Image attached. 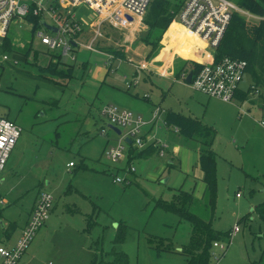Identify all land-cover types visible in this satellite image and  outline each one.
I'll return each mask as SVG.
<instances>
[{
    "label": "rangeland",
    "instance_id": "1",
    "mask_svg": "<svg viewBox=\"0 0 264 264\" xmlns=\"http://www.w3.org/2000/svg\"><path fill=\"white\" fill-rule=\"evenodd\" d=\"M75 12L84 28L96 18L84 4ZM252 15L246 17L248 21L264 19ZM173 21L177 23V17ZM47 22L53 23L49 17ZM172 22L160 38L157 56L171 49H167L165 34ZM10 30L13 45L20 50L8 49L3 42L0 45V116L14 121L22 132L0 178V221L5 223L4 227L0 224V245L10 248L16 243L35 202L48 193L53 198L48 219L27 247L22 264H90L93 244L98 246V260L102 249L116 246L126 254L127 264H186L178 250L188 243L192 226L160 203L185 207L189 196L184 192H189L204 204L209 202V191L203 192L204 187H196L191 179H184V185L177 187L181 172L162 170L175 145L169 131L177 133L163 118L165 112L179 110L196 115L216 132L211 147L217 154V198L214 213H207L213 215L214 228L227 235L221 240L225 250L212 249L216 258L212 255L210 264H264V223L252 210L264 202V110L258 108L260 96L250 91L248 99L252 101L243 103L211 96L213 102L208 105L193 95L182 76L167 81L138 69L151 50L145 42L150 27L144 17L128 29L106 28L104 37L97 41L99 50L113 49L121 57L107 53L113 55L109 59L104 53L82 48L77 49L76 60L62 56L61 61L73 67L72 78L64 85L40 77L39 67L49 63L53 52L41 43L32 25L13 21ZM91 34L88 29V38ZM153 34L158 33L151 37ZM182 36L188 55L200 58L193 53L197 47L213 52L206 43L205 47L200 42L188 47L184 33ZM128 39L134 44L125 52L131 42ZM174 57L183 59L180 54ZM105 62H111L110 72L103 81L95 79L96 69L109 67ZM176 81L183 87H176ZM130 82L133 84L128 88ZM250 86L246 74L239 87L248 92ZM107 105L131 111L147 122L141 131L147 140L157 142L149 157L130 161L129 145L117 163L106 159L105 149L120 141L101 114ZM156 106L165 112L155 121ZM69 162L76 166L70 168ZM130 165L135 168L134 175L127 173ZM115 178L123 182H114ZM164 178L170 179L163 183ZM197 208L193 212L197 213ZM234 227L238 232L233 233ZM118 234H122V241L116 243Z\"/></svg>",
    "mask_w": 264,
    "mask_h": 264
},
{
    "label": "built area",
    "instance_id": "2",
    "mask_svg": "<svg viewBox=\"0 0 264 264\" xmlns=\"http://www.w3.org/2000/svg\"><path fill=\"white\" fill-rule=\"evenodd\" d=\"M151 2L152 0H0V45L8 36L13 21L20 22L22 20L33 26V22L27 20V17L32 15L37 18L40 24L35 35L41 40V43L61 56L69 55L72 60H76L78 47L100 53L95 45L100 38L104 37L106 28L128 29L136 19H142L145 16ZM82 4L88 6L96 17L88 28H84V22L78 18L75 12V9ZM235 12L247 18L253 17L252 13L241 8L232 0H184L176 17L184 31L198 37L207 44L209 49L214 51L220 44ZM129 16L133 18L132 21L128 19ZM47 17L53 23L48 24ZM46 25L55 27L57 31L51 30ZM41 27L42 29H40ZM88 29L92 34L87 41H83L80 37L87 34ZM45 31L52 32L53 35ZM107 56L109 59H113L112 54H107ZM4 59L6 60L8 57L5 55ZM105 64L109 65L107 67L111 69V62ZM137 68L149 70L148 61L143 62ZM246 70L247 62L245 60L224 57L218 62L204 63L200 70L196 73L193 72L192 79L188 84L196 91L224 101H231L236 99L239 85L247 74ZM188 73H183L184 80ZM132 84L133 82L127 84L128 88ZM164 112L161 107L156 106L153 110L155 121L162 117ZM101 114L110 124L121 130V133L118 134L119 144L108 147L104 151L106 159L111 163H117L122 159L126 146L130 145L138 151H142L148 143L154 147L157 145L156 141L147 140L146 134L141 131L147 122L140 116H135L131 111H120L116 106L107 105L103 107ZM163 121L167 126L165 117ZM262 124L264 125V121ZM21 132V128L14 121L0 116V178ZM127 138L132 141L130 144L127 142ZM163 154L164 152L161 151L160 155ZM74 165V162L69 163V166L73 167ZM134 172L135 168L130 165L127 173L134 174ZM114 182L121 183L123 181L121 178H115ZM52 202L53 198L48 193H42L39 196L16 243L10 248L0 245V264H21L30 242L46 223ZM238 230V227H234L233 233ZM214 248L225 250L220 241L214 242ZM212 255L216 258L215 252H212Z\"/></svg>",
    "mask_w": 264,
    "mask_h": 264
},
{
    "label": "trees",
    "instance_id": "3",
    "mask_svg": "<svg viewBox=\"0 0 264 264\" xmlns=\"http://www.w3.org/2000/svg\"><path fill=\"white\" fill-rule=\"evenodd\" d=\"M183 1L184 0H177L174 2L173 0H152L144 16L145 23L150 27L149 36L145 39V42L151 45V50L147 54L148 60L157 56L161 47L160 38L179 13ZM232 1L250 13L264 17V0ZM27 20L33 22L32 29L35 33L40 27L39 21L32 15L27 17ZM155 31H157L158 37L154 36V34L151 37L152 33ZM177 34L179 40L174 41ZM182 34L183 31L179 28L178 24L173 23L165 34V41L169 44L167 49L175 47L181 55L192 57L186 53ZM3 46H6L8 49L13 47L15 50H20L18 47L12 45L8 36L4 38ZM30 49L31 47L29 46L26 51L28 52ZM107 51L111 52L114 56H120L116 54L113 49ZM224 57L242 59L247 62L246 73L250 77L251 86L248 92L243 93L238 97L241 100H244L250 91H254V93H257L260 96L262 103H264V19L258 22H251L240 13H233L220 44L214 50L215 62L220 61ZM197 59L202 60L201 58ZM61 60L62 56L57 52H53V56L49 63L46 66L39 67L40 77L54 82L55 84H66V82L72 78L73 67ZM189 63H193L194 67L192 68V71L194 73L202 68L201 64L192 61H185L183 59L182 61L181 59H176L175 68L177 76L189 72L187 69ZM238 92L239 90L237 91V94ZM165 122L168 126L176 127L180 133L188 139H202V145L205 148L200 156V166L204 172V180L208 187L209 202L198 204L193 197L188 195L189 197H187L185 207H175L172 202H162L160 203V206L175 212L180 220H186L190 222L192 226V232L188 243L178 250L185 256L186 264H210L214 242H221L222 238L227 235V233H222L214 228L212 220L213 215L209 216L207 213H214L217 198V155L211 147L216 132L212 127L206 125L201 120L177 112L166 113ZM152 148L153 147L150 146L142 151L131 148L129 160L131 161L133 158H136L142 152L152 151ZM197 205V213H195L193 212V209ZM254 211L257 212L264 223V202L257 205L254 208ZM91 224L92 222L88 219V225L90 227L92 226ZM15 225L16 224L14 223L11 225L12 229L15 228ZM8 234L9 233H7V235ZM121 241L122 234H118L115 242L118 243ZM91 250L93 251L94 256L90 264H127L126 254L119 251L116 246H112L111 249L107 251L102 249L101 260H98V256L96 255L98 246L93 244Z\"/></svg>",
    "mask_w": 264,
    "mask_h": 264
},
{
    "label": "crops",
    "instance_id": "4",
    "mask_svg": "<svg viewBox=\"0 0 264 264\" xmlns=\"http://www.w3.org/2000/svg\"><path fill=\"white\" fill-rule=\"evenodd\" d=\"M172 23H176V22L173 21ZM177 24H178L179 28H181V25L179 24L178 21H177ZM10 31H12V30H10ZM10 31H9V34H8V39H10V41H11V43L13 45L14 41H15V38L12 35H10V33H11ZM182 31H184V30H182ZM177 36H178V34H177ZM177 36L175 37L174 41L178 40ZM80 39H82L83 41H87L88 40V35L85 34V35L81 36ZM128 40H131V39H128ZM133 44H134V42H133V39H132L130 44L126 45V51L125 52H127L129 49H131L130 47ZM79 48H82V47H78L77 49H79ZM82 49L85 52H91V51H88V50H86L84 48H82ZM170 51H172V52H170ZM77 52H78V50H77ZM100 53H104L107 56V53H111V52H107V51L104 52V51L100 50ZM193 53L197 57H200L202 60H199V59L194 58V57H186L184 55H181L180 53H178V51L175 49V47H171V49L169 51L160 52V55H158L157 57L153 58L154 61L152 63H150L151 66H149V72L151 74H157L160 77H162L163 79H167V81H169L170 79L174 81L176 79V77H177V71H176V68H175L176 59L174 57L176 54H180L181 57H183V60H185V61H192V62L201 64V65H203L204 63H210L212 61H215L214 60V51L212 53H210L208 50L205 51L203 48L197 47L194 50ZM147 54H146V56H147ZM128 61H130V60H128ZM147 61L149 62L150 60L147 59ZM181 61H182V59H181ZM187 69H188V67H187ZM188 70H189V72L192 71V69H188ZM109 72H110V69L107 68V67H106L105 71L102 70V69L100 71H97V69H96L95 73H94V78L95 79H102V81H103L105 76ZM182 75H180V76H182ZM184 81L186 83H188L186 80H184ZM175 84H177L176 87H183V85L181 83H179L178 81H176ZM166 87H167V82L164 84V88H166ZM165 92L167 93V90ZM192 93L201 102H208V105H209V103L213 102V99L210 100V98H212L211 96H209V95H207V94H205V93H203L201 91H196V90L193 89ZM243 93H246V91L239 87V92H238V94H236L237 101H239L241 103H243L245 101H247V102L252 101V100L248 99V95L245 97L244 100H241L238 96H240ZM214 100H217V99H214ZM220 100H222V99H220ZM258 106H259L258 107L259 109L264 110V103H262V101H261V105H258ZM170 112L181 113V114H184L186 116H190V117H193V118L201 120L200 118H197L196 115H194V114L192 115V113L187 114L184 111H179V110H176V111L175 110H169V111L165 112V115H166V113H170ZM263 121H264V119H263ZM203 123H205V122H203ZM167 127L175 129V131L177 133H174L173 131H171V132L169 131V133H170L169 136L175 142V145H174V147H173V149H172V151H171V153H170V155H169V157L167 159L166 166L162 167V170L166 171L167 169H177V170H179L181 172L179 174L178 180H177V182L175 184L177 187H182L184 185V182H183L184 179H185V182H186V180L191 179L194 182L196 187H197V185H199L200 187L201 186L204 187L203 192L206 193V190L208 189V187H207V184H206V182L204 180V172H203V170L201 169V166H200V156H201V153L205 150V148L202 145V139H200V138L188 139L185 136H183L176 127L168 126V125H167ZM152 147H153L152 149L154 150L155 147L154 146H152ZM131 148H133V147H131ZM147 148L148 147H146L145 149H147ZM145 149H143V150H145ZM153 150L152 151L142 152L137 157L139 159L143 158V157H149L152 154ZM160 157L164 158V154L162 156L160 155ZM75 166L76 165H74L73 167H75ZM69 167L73 168L72 166H69ZM132 175H134V174H132ZM169 179L168 178H164L162 180V182L163 183H167ZM1 181H3V180H1ZM184 194L187 195V196L189 195V196L193 197L192 194L189 193V192H184ZM237 197H240V196H237ZM197 202H198V204H203L202 202H199V201H197ZM254 208L255 207H253L252 210H254ZM29 214H28V216H29Z\"/></svg>",
    "mask_w": 264,
    "mask_h": 264
},
{
    "label": "water",
    "instance_id": "5",
    "mask_svg": "<svg viewBox=\"0 0 264 264\" xmlns=\"http://www.w3.org/2000/svg\"><path fill=\"white\" fill-rule=\"evenodd\" d=\"M128 19L129 20H133V18L132 17H128ZM47 26V25H46ZM48 28H50L51 30H53V31H57V29L55 28V27H51V26H47ZM192 76H193V71H190L189 73H188V75H187V77H186V81L187 82H190L191 81V79H192ZM108 126L115 132V133H117V134H120L121 133V130L118 128V127H116V126H114V125H112V124H110V123H108ZM127 142L128 143H131L132 141L129 139V138H127ZM0 223H1V227H4V224H3V222L2 221H0Z\"/></svg>",
    "mask_w": 264,
    "mask_h": 264
},
{
    "label": "bare ground",
    "instance_id": "6",
    "mask_svg": "<svg viewBox=\"0 0 264 264\" xmlns=\"http://www.w3.org/2000/svg\"><path fill=\"white\" fill-rule=\"evenodd\" d=\"M182 30H184V29L182 28ZM183 33L186 37V42H187L188 47H193L195 42H200L205 47V43L201 39H199L198 37L194 36L193 34H189L186 31H183Z\"/></svg>",
    "mask_w": 264,
    "mask_h": 264
}]
</instances>
